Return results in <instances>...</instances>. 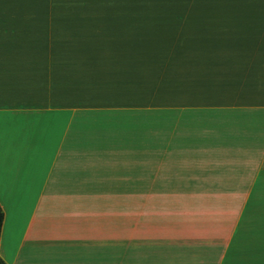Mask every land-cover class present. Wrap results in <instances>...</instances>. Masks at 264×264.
<instances>
[{"label": "crops", "instance_id": "crops-1", "mask_svg": "<svg viewBox=\"0 0 264 264\" xmlns=\"http://www.w3.org/2000/svg\"><path fill=\"white\" fill-rule=\"evenodd\" d=\"M5 264H264V0H0Z\"/></svg>", "mask_w": 264, "mask_h": 264}, {"label": "trees", "instance_id": "trees-1", "mask_svg": "<svg viewBox=\"0 0 264 264\" xmlns=\"http://www.w3.org/2000/svg\"><path fill=\"white\" fill-rule=\"evenodd\" d=\"M2 221H3V213L2 210L0 208V232H1V226H2ZM0 264H5L2 259L0 258Z\"/></svg>", "mask_w": 264, "mask_h": 264}]
</instances>
